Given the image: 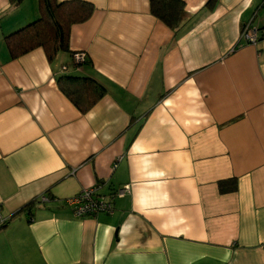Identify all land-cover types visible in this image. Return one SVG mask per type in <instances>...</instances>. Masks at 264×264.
Wrapping results in <instances>:
<instances>
[{"label":"crops","instance_id":"obj_1","mask_svg":"<svg viewBox=\"0 0 264 264\" xmlns=\"http://www.w3.org/2000/svg\"><path fill=\"white\" fill-rule=\"evenodd\" d=\"M71 51L9 55L4 36L38 0H0V264H264V0H183L176 31L148 0H78ZM66 72L106 93L81 113ZM236 180L221 192L219 182ZM129 185L111 213L75 217L63 200Z\"/></svg>","mask_w":264,"mask_h":264},{"label":"trees","instance_id":"obj_2","mask_svg":"<svg viewBox=\"0 0 264 264\" xmlns=\"http://www.w3.org/2000/svg\"><path fill=\"white\" fill-rule=\"evenodd\" d=\"M8 1L16 5L22 0ZM215 2L216 0H207L206 5L211 7ZM148 3L150 13L174 31L181 27L188 17L183 0H148ZM92 10V5L85 1L38 0V17L4 36L10 57L15 58L40 47L48 61H52L59 52H70L74 67L86 63V58L80 62L72 59L76 51L70 50L69 33L71 25L86 20ZM262 28L264 26L258 28L259 38L262 36L260 32ZM66 70H62V74L56 76L55 83L70 102L81 113H85L106 93V88L90 76L72 74ZM218 186L221 192H227L235 190L237 184L235 179H231L230 184L219 182ZM35 203L43 202L37 197L27 203L1 221L0 228L22 210L30 214L31 205Z\"/></svg>","mask_w":264,"mask_h":264},{"label":"built area","instance_id":"obj_3","mask_svg":"<svg viewBox=\"0 0 264 264\" xmlns=\"http://www.w3.org/2000/svg\"><path fill=\"white\" fill-rule=\"evenodd\" d=\"M260 32L261 37H264V28ZM259 34L258 28L249 24L245 25L240 33L242 38L252 44L258 42L260 39ZM85 58V53L80 51H76L72 55V59L77 62L83 61ZM65 69L66 66H62V70ZM99 187V183H95L90 187L83 188L78 193L65 198L63 203L75 217H95L99 213H111L114 209L115 199L124 196L130 189L129 185L125 184L105 193L100 191ZM38 199L43 203L48 201V197L45 194L39 195ZM6 218L0 211V222Z\"/></svg>","mask_w":264,"mask_h":264},{"label":"rangeland","instance_id":"obj_4","mask_svg":"<svg viewBox=\"0 0 264 264\" xmlns=\"http://www.w3.org/2000/svg\"><path fill=\"white\" fill-rule=\"evenodd\" d=\"M263 9H264V6H263Z\"/></svg>","mask_w":264,"mask_h":264}]
</instances>
